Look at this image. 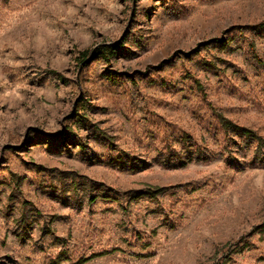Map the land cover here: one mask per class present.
Here are the masks:
<instances>
[{
	"label": "rangeland",
	"instance_id": "1",
	"mask_svg": "<svg viewBox=\"0 0 264 264\" xmlns=\"http://www.w3.org/2000/svg\"><path fill=\"white\" fill-rule=\"evenodd\" d=\"M263 22L264 0H0V264H264Z\"/></svg>",
	"mask_w": 264,
	"mask_h": 264
},
{
	"label": "trees",
	"instance_id": "2",
	"mask_svg": "<svg viewBox=\"0 0 264 264\" xmlns=\"http://www.w3.org/2000/svg\"><path fill=\"white\" fill-rule=\"evenodd\" d=\"M260 27H264V22L260 24ZM119 47L120 45H115V46H99L97 47L94 51H93V55L91 54V52L89 50L84 51L80 54V57L77 58V61L80 63V65H84L86 64L87 59L89 58L90 55H92L93 59L94 58H103L107 63H110L111 59L118 53L119 51ZM195 53H198V50L195 51ZM55 75H58L57 73H54ZM59 77V76H58ZM60 80H62V78L60 77ZM80 111H83L82 106H80L78 113ZM222 125L225 129H234L236 130L241 136L245 137L248 140H254L257 141L259 144L262 142V139L259 138L253 131L246 129V128H240L238 126L233 125L232 123H230L229 121H227L226 119L222 118ZM66 137L63 138V140H65ZM163 192V189H157L156 191H151L148 194H145L147 196H149L152 199H155L156 196L160 193ZM142 197V196H140ZM109 253H102V254H98V255H94L91 258H89L88 260H82L80 261L78 264H85L87 263L89 260H93L97 257H103L108 255Z\"/></svg>",
	"mask_w": 264,
	"mask_h": 264
}]
</instances>
